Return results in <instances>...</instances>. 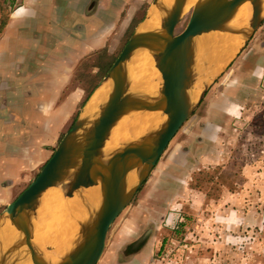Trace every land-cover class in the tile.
<instances>
[{
  "label": "crops",
  "instance_id": "crops-1",
  "mask_svg": "<svg viewBox=\"0 0 264 264\" xmlns=\"http://www.w3.org/2000/svg\"><path fill=\"white\" fill-rule=\"evenodd\" d=\"M145 1L16 0L0 28V224L6 206L37 176L86 109L88 99L103 80L101 77L97 83L93 81L102 73L104 50L108 55L117 52L122 38L120 30L125 32L134 23ZM258 29L236 69L240 90L252 87L251 80L264 77V20ZM253 58L256 64L251 67ZM260 58L262 62L258 61ZM88 66L94 74L89 81ZM232 85L235 84L229 86ZM102 87L106 86L97 90ZM238 97L236 101L230 100L223 113H196L189 118L181 139L161 165L159 193L152 199L151 195H144L128 214L118 216L107 233L106 246L97 264H163L154 259L155 254L164 247L170 227H175L170 223L181 216L178 211L182 204L175 206V210L172 206L199 197L190 188L193 174L224 163L234 137L239 135L235 136L239 130L233 125H241L244 100L241 94ZM258 166H263V162ZM252 185L250 178L239 190L224 191L211 214H197L196 218L203 216L206 223L188 228L192 236L197 235L196 242L180 264H247L236 234L251 227L264 228V209L257 202L264 199V194L254 191ZM164 186L169 188L162 193ZM54 189L42 199L38 225L44 219L42 213L46 212L47 199ZM62 199H69L64 191ZM62 206L70 204L62 202ZM54 212L51 222L67 226L62 234V242L67 244L64 250L56 253L44 249L46 254L53 253L55 261V257L69 253L79 229L73 234L71 220L59 218L57 207ZM72 215L82 224L84 218L92 223L96 210L83 214L81 209ZM254 257V264L264 263L261 254L255 253Z\"/></svg>",
  "mask_w": 264,
  "mask_h": 264
},
{
  "label": "water",
  "instance_id": "water-1",
  "mask_svg": "<svg viewBox=\"0 0 264 264\" xmlns=\"http://www.w3.org/2000/svg\"><path fill=\"white\" fill-rule=\"evenodd\" d=\"M158 1L153 0L151 8ZM187 4L188 0H175L159 29L141 30L149 10L95 89L103 84L110 87L109 97L98 116L86 125L84 108L37 176L6 206L4 221L0 224V264H97L100 260L111 225L132 202L171 140L198 108L209 87L245 48L264 20V0H197L191 7ZM246 4L251 6V15L244 28L228 27L238 9ZM188 12L190 17L185 28L176 33L178 24ZM225 25L228 31L244 35L245 42L222 69L208 78L199 99L191 104L187 91L206 66V53L192 47L193 39L223 30ZM147 48L158 51L157 67L162 78L160 98L154 102L131 95L127 70L134 56ZM158 109L167 116L166 124L160 130L138 141L128 140L116 147L108 160H101L106 143L125 115ZM132 171H138L139 178L132 188L127 189L126 177ZM98 184L101 186V200L94 220L89 225L80 226L79 245L53 261V253L46 254L44 249L55 250V247L37 238L38 210L44 195L54 187H62L66 197L72 198Z\"/></svg>",
  "mask_w": 264,
  "mask_h": 264
},
{
  "label": "rangeland",
  "instance_id": "rangeland-1",
  "mask_svg": "<svg viewBox=\"0 0 264 264\" xmlns=\"http://www.w3.org/2000/svg\"><path fill=\"white\" fill-rule=\"evenodd\" d=\"M152 1L153 0L145 1L142 8L138 10L134 18V23L131 24L125 32L120 30V36L122 35V38L117 52L113 55H108L104 50L102 66L111 65L108 67L107 71L102 69V73L96 75L95 79H93L95 83H97L101 77L103 79L108 73L117 56L134 32L137 23L144 18L147 7ZM15 3L16 0H0V28L14 8ZM189 17L190 12L183 16L177 26L176 33L181 32L185 28ZM258 30L259 29L254 32L247 45L238 56L227 66L222 74L215 79L207 90L200 105L190 117L193 118L196 113H223L230 100L232 102L236 101L240 94L241 99L244 100V104L241 108V125H233L234 129L239 130L237 131L238 133L236 132L235 136H237V134L239 135L234 137L231 149L226 154V161L222 164L208 166L195 172L192 176L190 188L193 190L192 192L197 193L199 197L193 199L189 198L183 202L179 201L172 206L175 210V206L182 204L179 206L180 210L178 211L181 212V216L177 217V221L170 223V225H174L175 227H170L171 233L164 239V247L162 246L161 250L155 254L154 259L158 262L161 261L163 264H180L188 258L191 254L192 245L196 242L195 236H197L196 234L192 236L193 234L190 233L188 228L192 227L194 224L204 225L206 223V218H203V216L196 218L197 214L204 213L206 215V212L211 214L224 191L233 192L239 190L243 187L245 182L252 178L253 185L251 187L253 190L264 194V77L251 80L249 83L252 87H246V89L244 87L240 90V84L238 83L239 71L236 73L241 58H243L250 42L255 38V34ZM241 47L242 46H240V48ZM258 61L262 62L263 60L260 58ZM255 64L256 61L255 58H253L249 65L254 67ZM86 69L88 70L86 79L89 81L90 76H94V74L91 75L89 72V66ZM241 81H244V79ZM230 83H234L235 85H232L231 88L229 86ZM91 91V89H88V92ZM225 92L227 95H225ZM188 120L171 140L158 163L134 196L132 202L125 208L121 215H119L120 217L128 214L129 210L139 205L144 195H151L152 199V197L155 198V195L159 193L158 188L162 184V182L160 183L161 165L172 154L176 142H178L183 135L182 129L189 122ZM261 162H263V166L259 167L258 164ZM247 165L251 166V168H247ZM253 166H255V168H253ZM168 188L164 186L160 189V192L164 193L168 191ZM257 202L264 209V199ZM156 203L162 204L163 202L156 201ZM154 205L157 206L158 204ZM217 235L219 236V234ZM236 235L239 236L237 238V244L242 245V253L247 264H254L255 253L261 254L263 257L262 261L264 262V228L258 226L251 227ZM155 264H157V262Z\"/></svg>",
  "mask_w": 264,
  "mask_h": 264
},
{
  "label": "bare ground",
  "instance_id": "bare-ground-1",
  "mask_svg": "<svg viewBox=\"0 0 264 264\" xmlns=\"http://www.w3.org/2000/svg\"><path fill=\"white\" fill-rule=\"evenodd\" d=\"M175 0H159L155 6L150 9L149 16L144 24L141 25V30H156L159 29L166 12L173 6ZM197 0H188L187 7H191ZM244 12V14H243ZM251 15V6H241L232 22L227 26L236 30L244 28ZM239 32H230L226 29L212 31L210 33L198 36L193 39L192 47L205 55V68L198 76L197 81L188 89L187 95L191 104H194L199 99L203 87L208 78L214 72L222 69L237 53L240 46L245 42L244 35ZM239 35V36H238ZM220 36V37H219ZM157 50L156 49H141L128 64L127 70L131 80L130 93L135 98L154 102L160 98V90L162 86V78L157 67ZM101 89L97 90L91 97L83 115L86 125H90L98 116L100 108L107 101L110 94L108 84H103ZM167 121V116L161 109L153 111H137L125 115L115 127L112 137L106 143L102 151L101 160L106 161L111 156L113 150L126 143L128 140H141L144 137L153 135L160 130ZM138 171L130 172L126 177L127 189L132 188L138 181ZM56 188V187H54ZM53 188V189H54ZM62 188V187H61ZM60 187L51 191L47 202L48 208L42 213L44 219L39 223L37 238L47 242L55 247V252L60 253L64 250L67 244L62 242V234L66 231L67 226H56L51 222V217L55 213L57 207L59 218L66 217L74 224L72 227L73 234L82 225H89L84 218L83 224L72 214H76L83 209L84 212L97 210L101 200V186L95 185L87 190L75 194L72 198L62 201V189ZM49 194V193H48ZM62 202L70 207H63ZM58 203V206H57ZM48 211V212H47ZM85 217V216H84ZM81 238L79 234L72 240L70 251L79 245ZM68 248V247H67ZM55 256V255H54ZM57 258L55 257V260ZM54 261V260H53ZM22 264V263H19ZM25 264V263H24ZM31 264V263H28ZM33 264V263H32Z\"/></svg>",
  "mask_w": 264,
  "mask_h": 264
},
{
  "label": "trees",
  "instance_id": "trees-1",
  "mask_svg": "<svg viewBox=\"0 0 264 264\" xmlns=\"http://www.w3.org/2000/svg\"><path fill=\"white\" fill-rule=\"evenodd\" d=\"M111 64L107 65V66H103L102 69H105V71L108 70V67L110 66Z\"/></svg>",
  "mask_w": 264,
  "mask_h": 264
}]
</instances>
